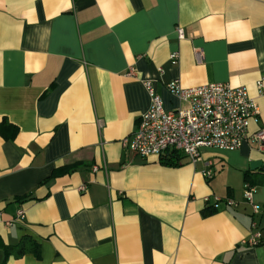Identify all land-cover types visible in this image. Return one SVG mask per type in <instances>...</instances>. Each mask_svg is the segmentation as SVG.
Here are the masks:
<instances>
[{
	"label": "crops",
	"instance_id": "0c3cea01",
	"mask_svg": "<svg viewBox=\"0 0 264 264\" xmlns=\"http://www.w3.org/2000/svg\"><path fill=\"white\" fill-rule=\"evenodd\" d=\"M145 80L166 110L185 106L173 80L245 86L259 107L248 131L264 128V0H0V239L37 246L0 250V264H264V185L257 215L243 197L264 150L247 138L194 162L131 153ZM256 230L260 244L241 243Z\"/></svg>",
	"mask_w": 264,
	"mask_h": 264
},
{
	"label": "built area",
	"instance_id": "2783aa9c",
	"mask_svg": "<svg viewBox=\"0 0 264 264\" xmlns=\"http://www.w3.org/2000/svg\"><path fill=\"white\" fill-rule=\"evenodd\" d=\"M179 39L184 37L181 27L176 28ZM197 62L202 60L200 49L194 50ZM172 64L179 60V53L172 52L169 56ZM129 73L134 74L133 69ZM150 99L148 109L143 112L137 122L130 139H124L122 146L131 153L141 157L161 156L169 151H175L191 162L198 160L202 148H214L232 151L242 146L249 138L260 150H264V128L258 127L249 133V123H259V107L249 95L245 86H233L226 82H211L198 86L184 88L177 80L169 82L168 90L185 103L182 108L166 110L162 99L156 92L151 80L143 81ZM96 170V168H93ZM206 180L212 178L213 171L207 168L203 171ZM84 191L85 186L78 188ZM254 189L244 185L243 197L251 205L252 214L257 215L260 206L253 201ZM205 203L214 210L221 205L236 206L232 198L214 197ZM209 206V205H208ZM24 210L18 209L14 218L6 220L8 226L15 221L23 220ZM0 222L2 216L0 212ZM255 229L257 223L252 221ZM262 241L261 233L256 230L242 244L256 246Z\"/></svg>",
	"mask_w": 264,
	"mask_h": 264
},
{
	"label": "trees",
	"instance_id": "16d2710c",
	"mask_svg": "<svg viewBox=\"0 0 264 264\" xmlns=\"http://www.w3.org/2000/svg\"><path fill=\"white\" fill-rule=\"evenodd\" d=\"M179 156L180 155L175 151H169L161 155L160 158L165 164H171L172 162H176L179 159ZM243 182L251 187H254L257 184L264 185V171H260L257 175L252 174V172H245L243 175ZM212 213L213 210H210V207L202 211L204 216ZM28 242L30 243L20 241L16 245H7L0 239V250L4 251L6 256L13 255L15 257L21 256L30 250L36 251L37 246L33 243V241L30 240Z\"/></svg>",
	"mask_w": 264,
	"mask_h": 264
},
{
	"label": "water",
	"instance_id": "95a60500",
	"mask_svg": "<svg viewBox=\"0 0 264 264\" xmlns=\"http://www.w3.org/2000/svg\"><path fill=\"white\" fill-rule=\"evenodd\" d=\"M250 169H259V170H264V164L261 163V161H253L250 163Z\"/></svg>",
	"mask_w": 264,
	"mask_h": 264
}]
</instances>
